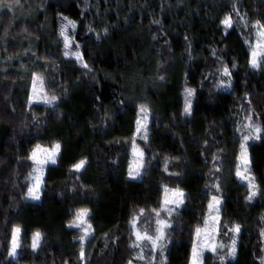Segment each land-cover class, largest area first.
<instances>
[{"label": "trees", "instance_id": "1", "mask_svg": "<svg viewBox=\"0 0 264 264\" xmlns=\"http://www.w3.org/2000/svg\"><path fill=\"white\" fill-rule=\"evenodd\" d=\"M19 9L40 17L14 19ZM226 16L230 28L222 23ZM65 17L76 25L79 60L65 59L57 42ZM257 22L264 25V0L0 6V264H189L214 195L222 199L217 245L224 247L204 253L203 264H264V58L259 68L250 63ZM34 71L57 98L52 104L30 102ZM141 106L151 113L146 139L136 131ZM247 117L262 129L247 141L254 201L236 175ZM57 143L61 153L45 168L39 200H31L32 151ZM134 146L144 154L139 179L127 173ZM165 187L185 192L171 213ZM82 208L91 224L83 241L82 229L70 226ZM134 217L136 228L152 235L157 218L170 225L156 249L136 241ZM237 224L238 234L230 231ZM36 232L41 240L33 249Z\"/></svg>", "mask_w": 264, "mask_h": 264}, {"label": "snow or ice", "instance_id": "2", "mask_svg": "<svg viewBox=\"0 0 264 264\" xmlns=\"http://www.w3.org/2000/svg\"><path fill=\"white\" fill-rule=\"evenodd\" d=\"M19 4V0H13V3H8L5 4L4 0H0V6L7 7L11 9L13 5ZM65 20H68L67 17L64 18ZM158 23V21H156ZM222 23L225 25L226 28H230L232 26V18L231 16H226L225 19L222 21ZM68 25H71L73 29H75V22L68 20ZM258 31H257V40L252 47L251 51V66L253 68H259L261 66V58H264V25H260L259 22H257L256 25ZM61 35L64 38L65 42V48H68L70 45V38L67 34V26L62 28L61 30ZM78 47V46H77ZM65 55H68L67 52H65ZM77 59H80V54L77 52L75 53ZM84 67H87L85 64ZM224 75H230L229 71L227 68H224L223 70ZM163 79V77H161ZM37 83H39V94L44 93V82L42 78L39 76L34 77L33 80V94L34 98L38 95L37 92ZM188 95H192L193 90L189 89L187 90ZM43 98L46 103H53L57 99L55 96L48 97L46 94L43 95ZM191 110V104L190 102L186 101V106H185V111L190 113ZM141 112L146 113V109L141 106ZM249 122L245 125L247 129H249V132L247 135L242 134V142L240 145L241 151H240V164L237 165V170H236V175L240 177L243 180H246L248 182V187L250 189V195L247 197V199L251 200L255 195H256V188L257 186L253 183L254 177L250 175H245L249 171V164H250V159L247 151V141L249 139H259L260 138V133L262 129L258 125H254L251 121V117L246 118ZM144 120H147V115H145ZM137 124V129L136 131L139 133L141 130V120L136 121ZM145 139L147 138L146 133H145ZM60 151V144H55L54 147L52 148H44L41 145H36L35 149L32 151L30 159L33 161V163L36 165L35 168H33V172L30 173V179L33 181L32 185L28 188V197L31 199H39L40 198V185L42 182V174H43V166L46 165L47 163L51 162L53 164L56 163V157L59 154ZM133 152L135 155H138L139 157H143V152L138 151L137 148L134 146L133 147ZM85 164L84 160H81L78 164H76L74 167L76 170H80ZM143 167L142 159L141 161L136 162L135 165V171H133L132 168L129 169V175L135 178V176H138L140 174V168ZM169 194H171V199L169 198ZM183 197L184 193L181 192L179 189L175 190H170L167 187L164 189V205H176L179 206L180 204L183 203ZM219 204L220 200L213 196L212 197V202L209 203L208 208H209V220H211L212 224L209 226L208 220L205 221V227L204 229L197 228L196 229V236L199 239L201 236H203V242L201 244H193L192 247V257H191V264H203L202 256H203V251L204 250H209L213 253H216L217 248L224 247V245H217V243L214 240L213 233L218 230L219 226ZM153 211H156L155 209ZM167 211L171 213L172 209L167 208ZM143 210H141V213ZM89 210L87 208H82L79 209L76 213L75 220L72 222L70 226H74L76 228L82 229V235L80 236V240L83 241L86 239V237L89 235V230L91 229V224L87 223V217H88ZM157 217H159V212L156 213ZM138 218L134 217L132 221V226L134 229V234L136 237L137 242H143L147 241L151 244L153 249H156L159 246V241H161L164 236V229L166 227H169L168 223L165 220H161L157 218L156 224L158 225L156 229V234L152 235L149 234L147 229L145 228L144 230H140L136 228ZM20 228L16 227L13 231L12 239H11V247L9 250V255L12 257H15L17 255V249L19 248V233H20ZM230 231H233L235 233H239L240 231V225H235ZM41 240V234L39 232H36L33 235L32 239V248L36 249L39 247V243ZM236 239H232V244L229 248L228 255L232 258H235L236 255ZM133 247H139V243L133 244ZM81 258L84 256L83 249H81ZM141 259L143 258L142 256L140 257ZM222 261L224 257L220 258ZM131 264V261L129 262Z\"/></svg>", "mask_w": 264, "mask_h": 264}, {"label": "rangeland", "instance_id": "3", "mask_svg": "<svg viewBox=\"0 0 264 264\" xmlns=\"http://www.w3.org/2000/svg\"><path fill=\"white\" fill-rule=\"evenodd\" d=\"M40 12V11H39ZM13 17H14V19H17V20H19L20 18H24V19H38L39 17H40V13H38V12H36V11H34V10H28V9H22V10H18V11H16V12H14L13 13ZM65 20V19H64ZM65 26H67V34H68V36H69V38H70V45H69V47L68 48H65V42H64V38H63V36L61 35V30H62V28H64ZM57 42L58 43H60V44H62V49H63V52H62V56L65 58V59H70V58H74V59H77V57H76V55H75V53H79L80 55H81V50H80V46L79 45H77L76 44V30L75 29H73V28H71V27H69L67 24H64L62 27H60V30H59V34H58V39H57ZM78 46V47H77ZM65 52H67L68 53V55H65ZM77 60H79V59H77ZM36 76H39L40 78H42V80H43V82H44V93L43 94H39V83H37V92H38V95L36 96V98H34V94H33V80H34V77H36ZM44 94H46L48 97H52V96H50L49 95V93H48V91H47V86H46V82H45V79L43 78V76H40V75H38V73H36L35 71L32 73V79H31V83H30V92H29V100H30V102H32V103H41V104H52V103H46L45 102V100H44V98H43V95ZM186 101H188V102H190V104H191V99H187L186 98ZM185 106H186V103H185ZM147 107V106H146ZM147 108H149V107H147ZM140 120H141V132H140V136L141 135H144L145 133H146V131H147V127L150 125V122H151V113H147V111H146V113L145 112H141L140 111ZM145 115H147V120L145 121L144 120V117H145ZM42 147H44V148H52V147H54V145L52 146V147H46V146H42ZM137 148V150L138 151H141L138 147H136ZM60 153H61V145H60V151H59V154L57 155V157H56V161H57V159H58V156L60 155ZM249 155V154H248ZM143 158H144V154H143V157L141 158V157H139L138 155H135L134 154V152H133V148H132V155H131V158H130V161H131V168L133 169V171H135V165H136V162H138V161H141V159H142V163H143ZM249 159H250V157H249ZM53 163H51V162H49V163H47L46 165H44L43 166V174H42V182H41V185H40V196H41V192H42V188H43V181H44V171H45V168L47 167V166H49V165H52ZM36 167V165L34 164V168ZM249 167V166H248ZM140 174L138 175V176H135V178H133L132 176H130L129 175V169L127 168V173H128V176L131 178V179H139L140 177H141V175H142V172H143V167L142 168H140ZM245 175H250L251 176V174L249 173V171L247 172V173H245ZM237 178L239 179V181H241V182H244V183H246V184H248V182L246 181V180H243V179H241L240 177H238L237 176ZM32 183H33V181H32ZM253 183L256 185V183L253 181ZM181 192H183L184 193V197H183V202H184V198H185V192L184 191H181ZM256 195H257V188H256ZM254 196L251 200L252 201H254V200H256V197L257 196ZM215 197H217L219 200H220V204H219V215H220V210H221V204H222V199L220 198V196H217V195H214ZM29 199H31L30 197H28ZM169 198L171 199L172 197H171V194H169ZM31 200H35V201H37V199H31ZM39 200V199H38ZM211 202H212V200H211ZM183 204V203H182ZM181 205V204H180ZM180 205L179 206H176V205H172V204H170V205H167V206H165V208H173V209H176L177 207H180ZM170 206H172V207H170ZM209 215H210V212L208 211V215H207V219L206 220H208V222H209V226H211V224H212V222H211V220H209ZM204 227H205V225L202 227V228H200V229H204ZM218 231V230H217ZM217 231L216 232H214L212 235H213V237H214V240H215V242L217 243ZM21 232V231H20ZM19 237H20V233H19ZM164 238H165V236H164ZM164 238L162 239V240H164ZM203 242V236H201L199 239L197 238V236H196V238H195V242H194V244H201ZM10 247H11V245H10ZM206 252H211V251H209V250H204L203 251V254L204 253H206ZM17 254H18V249H17ZM17 256V255H16ZM16 256L15 257H12L11 256V258H16ZM191 257H192V255H191ZM231 259H232V257H231ZM202 260H203V256H202ZM189 264H191V259H190V263Z\"/></svg>", "mask_w": 264, "mask_h": 264}]
</instances>
